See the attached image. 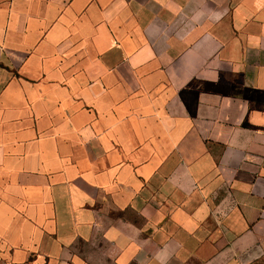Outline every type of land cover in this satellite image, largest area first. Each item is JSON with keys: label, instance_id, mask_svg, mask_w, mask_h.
I'll use <instances>...</instances> for the list:
<instances>
[{"label": "crops", "instance_id": "obj_1", "mask_svg": "<svg viewBox=\"0 0 264 264\" xmlns=\"http://www.w3.org/2000/svg\"><path fill=\"white\" fill-rule=\"evenodd\" d=\"M0 264H264V0H0Z\"/></svg>", "mask_w": 264, "mask_h": 264}]
</instances>
